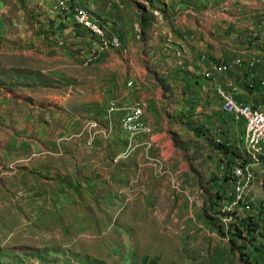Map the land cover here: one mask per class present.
Segmentation results:
<instances>
[{"label":"rangeland","instance_id":"374dc122","mask_svg":"<svg viewBox=\"0 0 264 264\" xmlns=\"http://www.w3.org/2000/svg\"><path fill=\"white\" fill-rule=\"evenodd\" d=\"M113 1L124 2L126 20L144 24L140 29L147 33L124 53L107 50L125 64L124 87L133 80L131 72L139 75L137 84L150 100L145 108L136 101L128 110L146 123L144 108L151 122L147 119V130L132 143L115 130L110 143L97 138L93 145L92 133L96 138L111 132L112 117L105 114L106 125L101 117L112 92L95 94L101 86H94L85 71L92 63H80L73 75L10 73L5 88L26 86L23 97L29 95L30 112L44 122L38 128L45 130L46 145L45 156L36 152L23 163L0 157V264H260L264 257L253 247L242 257L214 224L219 220L228 228L235 217L261 211L264 163L253 166L252 184L238 201L233 177L225 181L233 156L216 148L221 143L215 139L228 151H241L239 132L223 140L227 132L167 107L169 88L153 61L161 49L153 40L160 37L157 13L136 7V0ZM212 1L206 0L207 5ZM55 3L59 8L60 1ZM109 72L113 76L115 71ZM54 133L60 148L53 146ZM130 133L140 134L135 128ZM241 162L249 159L244 155Z\"/></svg>","mask_w":264,"mask_h":264},{"label":"crops","instance_id":"0c3cea01","mask_svg":"<svg viewBox=\"0 0 264 264\" xmlns=\"http://www.w3.org/2000/svg\"><path fill=\"white\" fill-rule=\"evenodd\" d=\"M59 1L60 10L53 11L51 8L56 0H0V157L5 160L12 157L15 162L21 160L23 163L24 159L37 153L45 156L46 145L45 130L38 128L44 122L38 120L36 112H30L29 95L23 97L27 93L23 90L26 86L23 85L21 91L5 88L9 82L7 76L15 69L36 71L42 75L61 72L73 75L77 68L81 69L79 64L82 65L83 60L94 55L99 48L95 37L78 24L71 9L73 5L82 3L92 16L102 20L108 32L121 39L122 53L129 45L141 44L140 36L147 35L140 29L144 24L140 27L138 22L132 24L126 20L124 2ZM137 2L136 7H144V11L153 9L157 13L155 27L160 37L153 40L160 43L161 49L155 53L153 61L156 74L162 75L169 88L167 107L192 116L188 120L209 123L227 132L223 140L236 137L239 132V137H243L239 139L240 150L245 155L246 143L244 134L242 136L245 125L221 111L223 100L219 89L222 86L234 90L238 102L264 110V0H213V5H207L206 0ZM255 30L258 35L253 38L251 33ZM116 55L111 50L100 49L97 61L85 70L91 75L94 86H101L95 94L99 96L111 90L112 97L107 106L116 100L119 107L112 114L111 132L94 138L93 145L97 138L110 143L116 135L115 130H119L130 143L143 133L134 136L130 133V137L120 127L125 108L136 101L145 108L150 94L137 84L139 75L136 72H131L133 80H128L135 82L134 88L127 87V83L124 87L125 64ZM209 63L225 64L226 70L213 72L207 78L205 72L209 70ZM109 70L115 71L113 76ZM151 82L156 83L153 77ZM110 84L113 88L107 89L105 86ZM160 92L157 88V95ZM144 108L143 119L146 123L147 119L151 122L152 118ZM105 114L106 110L101 117L103 125H106ZM33 134L37 138L30 139ZM79 135H75L77 139ZM51 138L53 146L57 144L60 148V138L55 133ZM248 159L253 161V157ZM263 163L255 162L253 166Z\"/></svg>","mask_w":264,"mask_h":264},{"label":"built area","instance_id":"2783aa9c","mask_svg":"<svg viewBox=\"0 0 264 264\" xmlns=\"http://www.w3.org/2000/svg\"><path fill=\"white\" fill-rule=\"evenodd\" d=\"M58 9V3H54L52 5V10L56 11ZM65 9L67 10V5L65 4ZM71 15V14H70ZM76 19H86L82 15V3H80V15H75ZM89 24L94 25V37L98 43L99 48L93 52L94 55H91L86 60H83L85 63H95L99 57L100 49H112V37H104V33L100 31L98 28V25L93 23L92 21H89ZM258 35V31L255 30L252 33V37H256ZM122 44V42H121ZM236 63H239V60L236 61ZM226 70V65H216L213 63H209V70L205 72V77L210 78L213 72H223ZM131 83H127L129 85ZM219 95H225L226 99V107L223 108L221 111L224 114L230 115L233 120L237 123H240V121H249V128L245 133H253L257 132L264 128V112L262 109L259 108L258 111H247L246 107H243V103L238 102L234 97V92H231V89L223 88L220 86L219 89ZM118 102L116 100H113L110 102L109 106L106 109V116L112 117V114L118 110ZM124 115L121 118V129L124 131V133L128 134L132 132L133 128H139V120L134 116V110H127V107L125 108ZM96 123H94V128H96ZM103 132V131H102ZM244 133H242L243 136ZM95 134L92 133L89 137V141L92 142L94 140ZM242 137H239L241 139ZM217 142L222 144V141L220 139L217 140ZM224 142V141H223ZM228 143H226L227 145ZM264 149V138H262V147ZM259 162L258 156L256 155V151H253V161H249L246 166L248 168L253 167V163ZM227 175L230 176H239L240 178V184L244 181V176H240L238 173V167L235 166V164L232 166L231 171L227 173ZM242 209L245 212V207H242ZM229 212V211H226ZM226 212L224 219L226 217ZM253 215H248V217H253ZM261 245H264V240L258 241Z\"/></svg>","mask_w":264,"mask_h":264},{"label":"bare ground","instance_id":"6f19581e","mask_svg":"<svg viewBox=\"0 0 264 264\" xmlns=\"http://www.w3.org/2000/svg\"><path fill=\"white\" fill-rule=\"evenodd\" d=\"M71 9H72L74 16L80 15V6H74L73 5ZM82 15L86 19H77V22L79 25H81L84 29L88 30L94 36V25L89 24V21H92L93 23L98 25V28L100 29V31L102 33H104V37H112V41H113L112 42V49H115V50L121 49V47H122L121 39L117 36L111 35L108 32V30L105 28L102 20L97 19L96 17L92 16L90 11L85 6H82ZM130 83L131 84H129V86L132 85V82H130ZM231 92H234V90H232ZM234 96H235V94H234ZM220 97L226 106L225 95H220ZM138 106L141 107L140 103L138 104ZM243 107H246L247 111H258L259 110V109H256L249 104H244V103H243ZM127 110H128V107H127ZM262 111L264 112V110H262ZM134 116L136 117L135 110H134ZM240 122L244 123V125H245L244 130L246 132L249 128V121H240ZM139 124H140L139 128H135V130L139 133L145 132L147 130L146 123L139 122ZM133 129H132V132H133ZM245 132H244V138H245L244 143H246V146H245V148H246L245 149L246 159H248V157H253V151H256V155L258 156L259 162L264 161V149L261 148L262 147V138H264V128L257 131V132H253V133H245ZM246 164H244L242 162L241 163L238 162L235 165L236 167H238V173L240 174V176H244V181L241 184H240L239 176H231V177H233V179H234L233 181L235 182V184L237 186V198L236 199L238 201H240L242 199V197L246 194L247 190L251 186L252 181L254 179L253 173H252V168H248V166H246ZM236 203H237V201L234 200L233 204H236Z\"/></svg>","mask_w":264,"mask_h":264},{"label":"trees","instance_id":"16d2710c","mask_svg":"<svg viewBox=\"0 0 264 264\" xmlns=\"http://www.w3.org/2000/svg\"><path fill=\"white\" fill-rule=\"evenodd\" d=\"M215 147L233 156L232 164L229 165L230 170L232 166L236 164L239 160H244V155L242 150L239 151L238 149H236V150L228 151L226 146L218 143L215 144ZM225 181L226 182L232 181V177L230 175H227ZM218 199H221V197L218 196ZM216 205L217 202H214L212 200L211 206H216ZM262 223H264V207H262L261 211L253 217H246V218L235 217L233 222L230 223V226L228 228H226L223 224H221L219 220L217 221V223L214 224V226L216 230L223 237L226 236L228 238L230 248L234 251H239L242 257L249 256L248 249L250 247H253L255 251L259 253L260 256L264 257V245H261L258 242V240L255 238V236L258 235L259 237L261 236L260 240L264 239V234L261 233V230L264 229ZM249 238H254V239L253 241H251L249 240ZM244 243H246L247 245H245ZM244 262L245 264H250L247 261ZM260 264H264V260L261 261Z\"/></svg>","mask_w":264,"mask_h":264}]
</instances>
